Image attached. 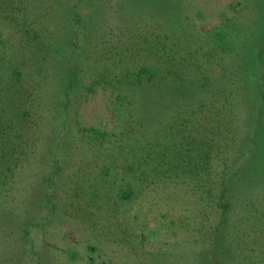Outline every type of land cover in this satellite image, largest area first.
I'll return each instance as SVG.
<instances>
[{
	"label": "rangeland",
	"instance_id": "1",
	"mask_svg": "<svg viewBox=\"0 0 264 264\" xmlns=\"http://www.w3.org/2000/svg\"><path fill=\"white\" fill-rule=\"evenodd\" d=\"M70 3L0 0V264H210L214 203L204 215L197 177L159 175L142 146L201 102L209 181L245 159L264 113V0H77L76 22ZM141 65L169 84L138 86ZM263 159L229 205L241 264H264V229L250 230Z\"/></svg>",
	"mask_w": 264,
	"mask_h": 264
},
{
	"label": "trees",
	"instance_id": "2",
	"mask_svg": "<svg viewBox=\"0 0 264 264\" xmlns=\"http://www.w3.org/2000/svg\"><path fill=\"white\" fill-rule=\"evenodd\" d=\"M76 2L77 0H71V3L67 5L68 8L67 18L69 19L70 22L77 21L75 14H73V7ZM142 37H145V33L142 35ZM142 71L146 73V76H141ZM153 73L154 70L147 65H141L135 71L133 70L131 72V74L134 77L133 81L138 86L151 85L152 87L155 86L164 87V85L166 86L169 84L167 80H165V83L162 84L166 76H159V75L157 76V75H153ZM178 80L180 79L172 78L170 82L173 84ZM173 88L174 87L172 86V89ZM174 89L175 90H173L172 93L178 91L176 90V88ZM200 103L201 102H198L193 107H185L184 115L180 113L179 115L174 116L172 123H170L169 120L165 117V120L163 121L165 127L164 130L161 133L159 132L160 134L154 135L153 141L150 144L151 147L153 146L155 147L153 148L149 147L148 149H146L144 146H142V149H145L142 155L145 158V160H147L148 157L147 154H150L149 159L152 160L154 167L157 168L159 175H161L163 171L171 170V168L173 167L174 171L177 172V173L174 172V174L177 175L187 174L188 176H194L195 178L197 177V181L201 182L200 184L202 185V187L204 186L203 188L204 190L202 191L206 192V195L204 196L202 195V197H206L205 201L207 203V204H203L204 206H206L204 207L205 212H203V214L207 215L212 212V206L210 204L214 203L213 207L215 208V210L213 209L214 210L213 213L215 216V223L213 225V230H214V236H213L214 239L212 241L213 243L211 244V247L207 249V252L206 251L201 252L203 254L202 256L210 264H234V263L241 264L242 262L239 260L240 258L238 256L239 254L242 253L241 251L242 246H241V240L237 237L240 233V229L237 226L232 225V223H230L228 220V213L230 212V209L233 206V205L232 206L229 205L236 204L235 201L242 199L241 193L242 191L243 192L245 191L244 189L247 190L248 185L249 187H252L250 186V183L247 182V178L249 176L248 174H246V172H248L249 170L250 163L255 159V157L264 158V113L257 111L254 117V121L256 119L258 124L256 128L255 126H253V128H255V134H256L255 137L253 138L251 136V138H249L250 141V146L248 148L249 153L247 154L245 159H243L241 162L235 165L232 170L228 169V163L224 162L218 174L217 177L218 180L215 181L217 185L216 186L213 178H211V180L209 181L210 179L209 173L212 163L210 160L211 158L209 156V151H211V148L213 146L212 142L208 139H203V137L199 138L200 134H204L207 131V129H209L208 116H205V114L202 112L204 107ZM6 106L8 107V104L6 103L0 105V111L2 110L4 112V115L0 114V118L3 116L2 119L4 118L6 119L8 117L7 116L8 108H6ZM175 130H181V131L184 130L183 134L181 133L180 137H182V140H185V144L187 145L180 146L179 144H177L176 146L173 142L170 144L168 143L167 140L168 137L165 139L164 136H166L169 132L170 134L171 133L174 134ZM196 134L199 135L196 136ZM244 137L245 136H243V138L241 137L240 139L241 143H243L242 139L244 140ZM215 146L217 147V145ZM168 149L170 153L166 152L168 151ZM157 154L160 155V157L159 158L156 157L157 158L156 160L152 155H157ZM260 164L261 165H258V167H256L255 170L260 169L261 173L264 175V161L260 162ZM178 171L180 172V174H178ZM242 173L245 176L246 175L248 176L245 178L246 181H243L244 176ZM241 174L243 178H241L240 176ZM3 180L4 179H2V181ZM249 180H251V183H253L256 181V177L252 176L251 178L250 176ZM236 181L240 182V186L237 185L234 188H232L234 182ZM212 184L214 185L213 186L215 189L214 191H211ZM261 187L264 188L262 184ZM127 191L124 193L123 196L129 195L127 194ZM245 197H247L246 198L247 203L251 202L258 204L259 201L263 200V199L259 200V198H262V196H260L259 193L257 194L254 193L252 195L250 194V196H245ZM258 213L263 215L264 217L263 210H261V213L260 211ZM254 216L257 215L255 214ZM257 222H258L257 225L253 224L251 226L253 228V229L250 228L252 232H254L255 228L258 229L257 232L259 230L264 229V225H262L263 224L262 222L264 221L258 219Z\"/></svg>",
	"mask_w": 264,
	"mask_h": 264
}]
</instances>
